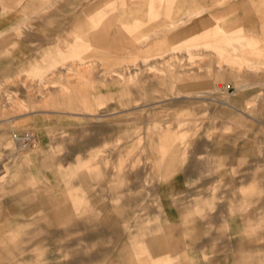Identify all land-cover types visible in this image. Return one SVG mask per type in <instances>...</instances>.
Returning a JSON list of instances; mask_svg holds the SVG:
<instances>
[{
    "label": "rangeland",
    "instance_id": "rangeland-1",
    "mask_svg": "<svg viewBox=\"0 0 264 264\" xmlns=\"http://www.w3.org/2000/svg\"><path fill=\"white\" fill-rule=\"evenodd\" d=\"M32 1L8 0L11 21L30 18L19 36L0 38V264H132L135 254L151 255L154 264L169 257L171 264H264V72L238 70L235 54L219 57L208 45L226 39L218 23L236 29L225 0L214 6L213 27L188 30L196 14L159 31L150 29L184 16L175 5L168 16L153 9L154 24L126 28L112 19L128 0L106 1L107 25L95 29L125 40L83 43L76 54L94 67L66 69L60 81L88 71L122 80L48 79L42 94L28 76L55 63L57 54L44 50L71 57L74 35L57 27V17H67L63 0L43 14L34 12L46 0ZM154 43L201 46L190 59L161 60ZM260 45L244 49L247 63ZM116 62L125 67L110 68ZM167 73L184 81L171 86ZM78 88L77 108L49 100L52 90ZM82 173L86 189L72 182L84 211L73 224L52 223L44 211ZM120 204L124 213L116 216Z\"/></svg>",
    "mask_w": 264,
    "mask_h": 264
},
{
    "label": "crops",
    "instance_id": "crops-1",
    "mask_svg": "<svg viewBox=\"0 0 264 264\" xmlns=\"http://www.w3.org/2000/svg\"><path fill=\"white\" fill-rule=\"evenodd\" d=\"M58 1V0H57ZM56 0L54 1H44L43 3L39 4V8L36 9V13L34 14H43V12L48 11L53 4L57 3ZM106 1L110 2H118L122 0H63L61 4L65 6V12L67 17L63 19L57 17L56 21L58 24V29L60 27H65L68 29V35H74L73 37V48L70 49L72 53L71 57L68 59H64L63 55H60V51L56 48L51 50L47 49L42 52L43 55L45 52H51L57 54L55 57V63L53 65H45L41 68H37L34 72L35 74H31L29 86H35L37 88L36 93L42 94L43 91L41 88L45 86L48 79L50 85H62V84H70V85H78L79 84H86V83H94V81L106 83L107 81H119L122 79H115L113 78H104L97 74H92L90 71L84 74H78L77 76L70 77L65 81H60L62 78L59 76L61 75L64 70H70L73 68H77V66H83L87 68H93L94 64H88V62H83V55L76 54L78 51L81 50V45L83 43L95 44V43H104L105 45H109L111 42L115 41H123L124 38H117L111 37V30H97L95 29L97 26H105L107 25L103 22L102 14L105 10L102 7V4L106 3ZM218 0H128V6L124 7V9H120L115 14L114 18L112 19L114 23L118 27H130V26H137L139 24H154V20H149V16L154 14L153 9L158 7L162 8L163 12H166L168 16L173 6L177 7L178 13H183L184 16L178 19H169L166 18V22L164 21L160 26L153 27L150 31L155 30H163L165 26L173 24L175 21L182 20L187 18L191 15L200 14L199 16L195 17L192 23L189 24L188 30L190 29H206L208 27H213L215 25V21L217 18V8H214L217 5ZM227 3L226 5V15L229 22L236 27L235 30L229 31L224 26H221L218 23L222 30H219V34L225 36L226 39L222 41L221 44H208L211 48L216 49L218 51V56L222 57L223 51L235 54L239 61L235 63L237 69H249V72H264V0H225ZM96 6L97 15H95V8H92L90 5L94 4ZM177 3V4H176ZM32 5L35 4L34 0L31 2ZM112 9L114 5L111 4ZM10 6L8 5V0H0V38H3L5 34L9 31H14L18 36L21 33L22 29L27 28L28 24L27 21L30 17L27 16V19H14L11 21L10 13L6 12ZM61 11V10H60ZM230 11L232 12L230 17ZM160 13V12H159ZM202 13V14H201ZM126 16V21L123 20V17ZM26 17V16H25ZM96 20L97 22L93 21L89 22L90 20ZM61 21V23H59ZM125 21V22H124ZM65 23V24H64ZM161 23V22H160ZM93 26V28H90ZM9 29V30H8ZM85 30H88L84 32ZM132 30V29H131ZM187 30V29H186ZM149 31V30H148ZM119 31L116 30L114 33H118ZM187 31H185V34ZM260 42L261 45L259 46V50H256L252 55L256 57V60L253 62L247 63L246 59L244 58L243 51L245 48L252 47L255 43ZM199 44H178L176 47L173 48H165L162 43H154L151 44L150 47H154V51L159 52L157 54L158 58L164 60L166 56H172L174 54L184 53L189 59L192 57L193 53L200 47ZM128 47V46H125ZM124 47V48H125ZM63 57V58H62ZM96 57V56H94ZM101 57V56H100ZM145 61L143 63H147L146 59L148 57L144 56ZM36 60V59H35ZM69 60V61H66ZM110 68L119 70L120 68L123 69L125 65L122 62H116L110 64ZM98 66H104V64H98ZM110 68H101V70H109ZM120 71V70H119ZM167 80H169V84L171 86H175L178 83H182L184 80L179 79L177 75H172L170 73L166 74ZM176 79V80H175ZM84 82H82V81ZM171 80V81H170ZM175 80V82H174ZM34 84V85H33ZM83 88L78 89H71V90H62V91H53L50 95L49 100L55 101L52 104L55 106H62L64 105L63 100L66 99L68 107L77 108L81 100L80 97L75 98L73 93H78ZM126 88H120V91L123 92ZM65 91V94L62 92ZM37 104L36 100H31L29 105L33 107ZM44 105L47 104L43 102ZM10 121V120H8ZM73 180H78V184L81 185L83 188L86 189V176L82 173L75 178H71L66 181L67 185V194L64 198H60L57 201L52 199V208L49 212L44 211L48 220L52 223L57 222L60 225L66 226L73 224L74 221H77L79 218L78 215L84 211L83 207V200L81 195L74 193V190L77 188L73 184ZM73 181V182H72ZM116 201L121 200L118 196L114 198ZM117 204V203H116ZM126 204V203H125ZM129 204V203H128ZM127 204V206H128ZM125 205H115L113 209L116 216L122 215L124 212L122 208ZM103 209L99 208L98 212H102ZM103 217V215H100ZM54 220V221H53ZM120 224H122L123 220H120ZM174 251L178 252L179 246H174ZM238 250V248H237ZM193 253V252H192ZM187 254L186 250L182 252V255ZM133 257L132 264H154L151 259V255H138L135 254ZM167 260V264H171V257L165 258ZM94 264H101V263H94ZM111 264V263H110ZM124 264V263H121ZM130 264V263H129ZM163 264V263H162ZM165 264V263H164ZM214 264V263H212Z\"/></svg>",
    "mask_w": 264,
    "mask_h": 264
},
{
    "label": "bare ground",
    "instance_id": "bare-ground-1",
    "mask_svg": "<svg viewBox=\"0 0 264 264\" xmlns=\"http://www.w3.org/2000/svg\"><path fill=\"white\" fill-rule=\"evenodd\" d=\"M20 145V144H19Z\"/></svg>",
    "mask_w": 264,
    "mask_h": 264
}]
</instances>
